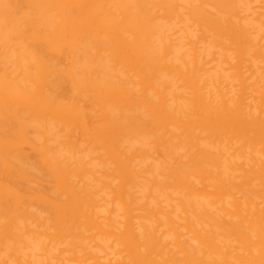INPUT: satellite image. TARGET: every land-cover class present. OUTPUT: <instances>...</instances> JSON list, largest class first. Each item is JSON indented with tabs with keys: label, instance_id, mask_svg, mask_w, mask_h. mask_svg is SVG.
<instances>
[{
	"label": "bare ground",
	"instance_id": "bare-ground-1",
	"mask_svg": "<svg viewBox=\"0 0 264 264\" xmlns=\"http://www.w3.org/2000/svg\"><path fill=\"white\" fill-rule=\"evenodd\" d=\"M0 264H264V0H0Z\"/></svg>",
	"mask_w": 264,
	"mask_h": 264
}]
</instances>
